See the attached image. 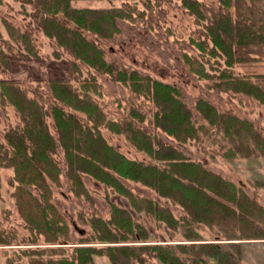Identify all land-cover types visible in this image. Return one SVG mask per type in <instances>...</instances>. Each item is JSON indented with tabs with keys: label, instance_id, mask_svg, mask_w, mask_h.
Returning <instances> with one entry per match:
<instances>
[{
	"label": "trees",
	"instance_id": "trees-1",
	"mask_svg": "<svg viewBox=\"0 0 264 264\" xmlns=\"http://www.w3.org/2000/svg\"><path fill=\"white\" fill-rule=\"evenodd\" d=\"M30 1L36 6L34 14L45 34L65 46L76 59L99 72L109 73L114 80L129 85L135 93L151 100L156 106L149 119L154 129L159 127L181 142L198 138L200 130L214 136L213 139L215 134L224 135L233 141L224 153L227 157L249 155L255 150L254 142L262 141L263 136L252 120L223 112L205 98H199L196 107L208 125H197L193 111L183 101L179 88L137 69L115 67L106 59L104 50L83 33L86 30L101 37H113L120 31L119 20L133 19L134 7H128V4L108 8L74 7L72 0ZM218 2L221 9H214L200 0H182L183 6L204 30L203 38L192 37L191 42L200 49L202 57L207 53L224 57L226 68L219 74H212L206 71L199 56L186 55L187 62L201 78L214 80L216 77L214 88L243 92L264 104V74L256 75V80H253L251 75L237 76L228 70L239 60L235 56V44L264 41V14L256 16L254 7H246L245 0ZM5 24L9 33L18 38L20 31L11 22L5 20ZM255 24L258 28L254 27ZM20 36L30 50V35L22 32ZM49 85L56 103L48 112L59 131V142L51 134L45 119L49 114L38 100L29 97L16 82L1 81L3 99L15 105L22 122L5 132L7 147L0 141V167L14 168L15 180L18 181L14 196L19 210L29 227L44 233L51 243L60 238L71 239L67 220L51 201L50 182L58 183L60 176V168L54 159L59 146L64 149L68 162L66 174L77 195L88 194L80 172L88 173L126 196L136 210L146 211L176 228L180 220L169 207L153 198L135 194L121 178L142 182L159 196L182 206L186 211L181 218L182 224L187 225L189 232H192L193 222L211 224L217 219L233 216L231 218H241L246 223V218L252 215L250 204L253 202L243 193L238 195L242 192L240 188L201 161L190 159L177 146L153 135L150 129L142 127L138 122H144L147 115L136 106H131L130 118L108 119L90 94V89L99 85L95 76L85 79L81 90L62 79H51ZM66 105L71 108L66 110ZM70 110L84 112L86 120L82 121ZM103 127L125 134L154 161L129 158L108 143L102 133ZM31 186L39 190L40 196L32 193ZM222 200L232 201L238 209ZM257 208L264 210L263 206ZM90 223L93 238L110 244L100 247L77 245L72 258L52 257L44 264H95L92 257L95 253L106 254L112 264H147L148 257H157L167 264L206 263L203 258L193 256L188 261L180 257L173 247L162 244L130 243L147 241L149 232L127 208L115 203H111L109 219L94 215ZM259 231L261 233L257 236H264V228ZM201 244L210 248L208 252L219 255L220 264H238L235 256L228 252L222 254L220 245ZM179 247L183 252L190 251L183 244Z\"/></svg>",
	"mask_w": 264,
	"mask_h": 264
},
{
	"label": "rangeland",
	"instance_id": "rangeland-1",
	"mask_svg": "<svg viewBox=\"0 0 264 264\" xmlns=\"http://www.w3.org/2000/svg\"><path fill=\"white\" fill-rule=\"evenodd\" d=\"M200 1L214 9H221L218 0ZM245 1L246 7H254L256 16L264 14V0ZM125 4L135 8L134 17L132 20H119L120 31L113 37L105 38L83 30L85 36L104 50L106 59L115 67L137 69L179 88L183 101L193 111L197 125H208L196 107L199 98L209 100L223 112L252 120L263 136L258 144L254 142V152L245 156L227 157L224 153L228 146L233 145V141L224 135L215 134L216 138L213 139L214 136L200 130L198 138L181 142L159 127L154 129V125L149 123L156 110L151 100L135 93L129 85L114 80L109 73L99 72L76 59L65 46L59 45L55 38L45 34L34 14L36 6L30 0H0V141L7 147L5 132L22 122L15 105L3 99L1 81L16 82L29 97L38 100L49 114L53 103H56L49 85L51 79L65 80L81 90L85 79L93 75L99 85L90 89L91 97L108 119L130 118L131 106H136L147 115L144 122H138L142 127L150 129L153 135L177 146L187 157L201 161L240 188L242 192H238V195L243 193L253 202L250 204L252 215L246 218V223L241 218H231L233 216L217 219L211 224L193 222L192 232H189L187 225L182 224L181 218L186 214L182 206L159 196L153 188L142 182L121 178L135 194L153 198L169 207L180 220L176 228L146 211L136 210L126 196L88 173L80 172L88 194L77 195L66 174L68 162L64 149L59 146L54 159L60 168V176L58 183L50 182L51 201L67 220L71 239L60 238L51 243L44 233L29 227L14 196L18 185L14 168L1 166L0 264H44L52 257L72 258L77 245L100 247L110 244L93 238L90 218L98 215L109 219L111 203L127 208L134 219L143 223L149 232L147 241L130 243L162 244L173 247L180 257L188 261L193 256L203 258L205 264H220L219 255L208 252L210 248L201 244L216 243L214 245L221 246L222 254L228 252L235 256L238 264H264V236H257L261 233L259 230L264 228V210L257 208L264 207V104L243 92L214 88L216 77L214 80L201 78L193 71L186 55L193 58L199 56L206 71L212 74H219L226 68V64L221 56L207 53L202 57L200 49L191 42L192 37L203 38L204 30L195 21L194 15L183 6L182 0H72L74 7L108 8ZM232 11L236 14L235 8ZM5 20L20 31L18 38L9 33ZM257 25L254 27L258 28ZM22 32L30 35V50L20 36ZM234 52L239 60L228 70L237 76L251 75L253 80H256V75L264 74V41L235 44ZM64 108L69 110L71 107L66 105ZM70 111L76 113L82 121L87 118L84 112ZM45 116L51 134L59 142V131L53 117L50 114ZM102 133L109 144L129 158L154 161L153 157L138 149L125 134L105 127L102 128ZM30 190L40 196L36 187L31 186ZM222 201L238 209L232 201ZM189 233H192L191 236ZM180 244L190 251L183 252ZM191 245H194L193 250ZM92 257L95 264H112L106 254L95 253ZM201 263L204 262L199 261ZM147 264L167 263L157 257H148Z\"/></svg>",
	"mask_w": 264,
	"mask_h": 264
}]
</instances>
